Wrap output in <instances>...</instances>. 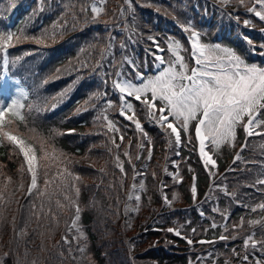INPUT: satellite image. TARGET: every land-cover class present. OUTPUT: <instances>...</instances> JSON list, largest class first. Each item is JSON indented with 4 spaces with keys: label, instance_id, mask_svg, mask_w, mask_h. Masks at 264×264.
I'll return each mask as SVG.
<instances>
[{
    "label": "trees",
    "instance_id": "16d2710c",
    "mask_svg": "<svg viewBox=\"0 0 264 264\" xmlns=\"http://www.w3.org/2000/svg\"><path fill=\"white\" fill-rule=\"evenodd\" d=\"M20 1L12 0V3L17 5ZM94 3L99 6L100 0H94ZM127 3L128 0H106L103 5L105 13L99 19L93 21L91 13L93 0H91V3L90 0H65L63 5L57 10L56 15L48 18L38 28L36 27L38 16L32 9L22 11L20 17H17L14 22L13 32L23 31L29 36H39L46 30L51 33L53 25L57 26V33L63 32L62 36L57 35L55 41H47V46L38 45L31 40L14 44L15 57L21 56L24 65H34L32 67L34 69L49 56L47 66L52 71H56L54 82L60 87L66 86L65 89L64 87L62 89L64 93H69V96H71V92H74L79 102L68 108L69 116L67 119L61 117L60 107L62 100H54L50 95H45L41 99L29 100L26 103V105H33V109L30 111L25 107L24 114L27 127L21 125V132L27 134V130L33 128L39 136L45 138L51 136V144L59 153L64 154L61 159L66 160V163L40 161L42 176L38 181L40 182V187L43 188L44 186V171L47 170L48 178L50 180L55 178L54 183L50 184L48 191L49 193L53 191L57 193L52 197L50 204L47 201V197L43 198L44 208L42 212L40 211L42 199L35 193L26 196L25 187L22 190L19 189L22 176L23 183L26 186L27 173L24 172L22 174L19 171L23 160L18 150L10 144V147L6 144L0 146V162L4 167L0 168V173H2L0 175V186L5 183V178L10 176V171L16 170L13 175L20 179V181L12 179V182L8 185V192H14L15 196L8 207L7 221L0 226V258L4 259V264H15L17 253L23 260L24 252L27 248L29 253L28 261L35 259L37 264H75L69 255L70 245L65 246V241L62 239V234L67 239L70 238V235L64 231L66 230V224L71 222L75 209L58 208L55 203L56 199H59L62 204H67V201L64 200L63 195L59 193L57 188V185L61 182L58 177V170L67 167L74 176L80 177V180L76 182V186L79 188L78 196L74 191H68L67 194L77 201L81 209L78 223L81 225V229H85L87 245L90 254L92 253L93 255V264H151L149 261L144 260L146 256L136 255L140 248L144 252L150 246L158 247L155 253L163 264H226V262L227 264H256L258 260L264 261V254L259 251L256 253H244L245 247L241 242L224 244L215 240L211 243H197V239L200 238L205 240L216 239L224 230L219 220L215 224L216 227H212L211 218L218 217L211 211L203 213L205 220L196 214V209L192 210V214L191 210H186V212L183 211L178 214L173 212L161 215L163 213L162 203H160L156 188L158 181L163 175L161 171L163 164L161 162L162 155L165 152V143L158 136L152 135V158L147 162L145 170L140 171L145 178V191L141 192L143 195L141 206L136 214H129L128 212L125 214L126 207L131 203L128 196L131 191L130 185L134 181L132 177L133 169L139 167L134 148L136 137L131 130L126 133L123 119L119 118L117 114H112L111 121L119 131H109L106 127L107 122L102 119V115L104 114L103 110L107 101L103 99L102 94L109 86V78H107L108 75L103 76L104 72L101 76L100 68L105 61L106 51L108 54H114L115 57L119 56L117 46L121 39L120 35L115 31L120 25L117 22L128 13L130 14L127 9ZM139 3V0H132L133 11L131 14H142L141 22L145 35L151 36L154 30L161 31L165 26V18H162L163 16L161 18L155 16L152 12L145 15L142 10H139ZM163 3L166 5H162ZM168 4L167 0H160L157 5L164 7L165 10L167 9L166 11L170 12L172 6ZM193 5V0H176L175 12L179 16L182 15L181 12L184 15L189 14L191 11L193 12ZM82 7L86 8L87 11L82 13ZM207 8L210 9L208 4ZM201 9L204 11L203 7ZM122 11L123 14H121ZM207 12L211 13L210 10ZM215 14L210 23L212 33L209 38L212 39L214 32L218 31L223 37L222 40L217 41H226L225 32L230 31L233 34L237 27L232 25L231 22V26H229L230 17L225 15L222 18L223 24L219 26L216 21V7ZM235 15L245 16L241 11H238ZM74 16L76 17L75 20L73 19ZM61 25H63L62 28L60 27ZM99 25L102 27L101 31ZM206 26L207 23L204 21L197 25V28L202 31ZM96 28H98L99 36L93 34ZM179 36L176 35V37ZM88 37H91L92 40L84 45ZM110 38L111 45H109ZM114 38L115 42H113ZM234 43L235 41H230L232 46H234ZM241 49L243 50V47ZM241 49L239 51L242 53ZM30 54L35 56L34 60L28 57ZM141 62L143 64L142 60ZM98 64L100 67H97ZM57 69H59V72H57ZM105 84L107 85L104 89ZM53 104H55L54 108L52 107ZM135 104L140 105L138 103ZM134 105L132 110L125 108V113H135V117H141L142 108L134 109ZM36 109H39V111ZM99 119L102 126L97 125V120ZM127 124L129 125V122ZM68 129H73L76 132L83 131V133L66 134L65 131ZM121 136H123V141H121ZM113 139H115V144L120 146L119 148H116L112 143ZM148 145L147 142L143 143L142 147H144V150H142V154ZM122 149L127 151L129 156H122ZM194 151L193 143L182 142L179 148L182 158L177 160H182L185 154L188 166L185 169V164L181 163V181L178 185L170 182V178H167L165 182L162 181V184L166 186V192L170 200L174 204L190 205L192 203L191 185L193 184V176L196 177L195 184L199 197L208 184V177L198 162ZM234 151L235 149L230 146L228 152L224 153V156H220V159H218L219 169L222 170L228 166ZM113 154L119 155L124 162L123 173L115 170L112 164L115 160ZM37 155L38 157L40 156L39 151ZM133 163L135 164L134 168L130 165ZM234 167L238 166L234 165ZM189 168L192 171H189ZM233 175L231 173L225 180H220V182L228 184V191L230 192L237 185L233 183L236 178ZM170 188L176 191L174 194L176 199L174 200L173 194L168 192ZM250 193L253 192L242 189L237 192L240 197L253 199V203L258 200L264 203V192H262L261 198ZM146 197L152 199L153 205L148 206L146 204ZM33 204H35V209L32 208ZM218 205L220 210L224 208L221 202ZM171 207L174 208V206ZM233 208L234 206L230 210ZM34 211L39 215V219H37L36 215H33ZM201 212H203L202 209ZM45 213H49V215L45 216ZM53 215L56 216L58 224L53 221ZM238 215H233L232 220H236ZM246 215L251 217L253 212L249 211ZM13 216L16 218L17 228L24 227L25 223L28 226V235L19 241V244L14 240L12 232L11 219ZM174 218H177L179 222L186 219L189 226L178 228L177 222H173ZM151 225L163 229L177 227L184 239H175L171 236V233L163 234V232L152 231V227H149ZM191 229H195V232H190ZM145 231L146 234L144 233ZM40 233H44L43 237ZM140 233H143L144 236L139 237ZM225 234L227 235V233ZM258 235L260 236L259 233ZM258 235L254 236V239L258 241L264 239V237H259ZM166 237L172 239L171 244L182 247L180 254L171 256L161 250L166 246L172 248L170 243L166 244ZM185 239H191L193 246L189 247ZM125 240H128L131 248L129 249L133 250L132 253L124 249L123 241ZM42 243L43 250H41ZM4 252H8L9 255L3 257ZM245 255L248 256L246 261L243 260ZM138 260H141V263Z\"/></svg>",
    "mask_w": 264,
    "mask_h": 264
},
{
    "label": "snow or ice",
    "instance_id": "6c2138e0",
    "mask_svg": "<svg viewBox=\"0 0 264 264\" xmlns=\"http://www.w3.org/2000/svg\"><path fill=\"white\" fill-rule=\"evenodd\" d=\"M106 0H100V5L95 3L91 5L92 20L95 21L105 13ZM243 4V0H240ZM257 5L259 7H257ZM248 12L254 13L259 20L264 21V0H254L252 6L245 5ZM127 9L132 12V0H128ZM41 10H43L41 8ZM87 9L82 7L81 12H86ZM123 14V11L122 13ZM75 20L76 17L74 16ZM245 25H248L250 21L245 20ZM56 25H53V31L49 33L47 30L41 33L39 36H29L23 31L13 32L4 31L0 32V53H3V65L4 75L8 76V68L10 60L8 57V49L14 44L20 43L25 40H31L38 45L47 46V41H55L57 35H63V32L57 33ZM61 28L63 25L60 26ZM183 30L189 33V39L192 45V57L195 60V67H190L185 62V58L181 55L183 51V45L178 40H171L168 43V51L172 54L174 59H170L167 62V66L159 72V74L151 77L144 78L137 74V79L141 80V83L136 84L128 79H119L121 73L117 72L115 75L117 80L113 81V88L118 90L121 94L119 99L121 102L120 114L125 115L124 109L131 110L133 105L127 103L125 97H134L136 101H140L148 110L147 114L155 120L159 126L168 133L169 136H174L175 143L179 145L181 143V130L184 133L189 131L190 124L193 121L195 123V138L199 142V154L203 161L204 167L207 169L209 165L212 168L217 167V161L213 158L208 150V145H211V150L218 152L222 146H234L237 129L243 128L246 136L251 137L255 135L264 136V131H257V129L264 130V67H258L255 64L246 63L241 55L237 54L233 49L223 47L220 44H206L200 40V34L189 24L188 26L181 25ZM150 40H154L153 37H149ZM251 43V41H249ZM158 46V45H157ZM264 47V45H261ZM156 59L160 64H164L163 57L157 56ZM131 63V61H129ZM97 67H100L98 64ZM59 72V69H57ZM10 86L7 83L0 85V94L7 93ZM64 93H61L59 98L53 97L54 100L62 99ZM27 96L22 91L19 96L13 97L10 100L0 99V146L6 142L18 149L19 154L23 156V163L19 171L30 174V183L27 186V194L32 195L35 193L42 199L40 211H43L44 200L47 197V201L50 204L52 197L56 195V191L49 193L48 188L50 184L54 183L55 178L49 179L47 170L44 171V186L40 187L38 180L41 177V164L40 161H57L59 163H66L65 159H61L64 154L59 153L51 144L52 137L47 138L39 136L35 133V129L30 128L27 130V134L21 132L20 126L26 125V116L24 109L27 107L30 111L33 109V105H26L25 100ZM159 102V106L156 102ZM55 107V104L52 105ZM108 107H112V102H108ZM39 111V109H36ZM135 113L132 116H128L127 119L133 120L138 131H143L139 120H134ZM171 118V120H169ZM102 119L106 121V127L109 131H119L115 128V125L108 119L106 114L102 115ZM123 141V136H121ZM191 142V137H189ZM112 143L116 148L120 146L115 144V139ZM171 144V139L169 140ZM143 145H141L142 147ZM246 147V145H245ZM261 147H264L262 145ZM40 156L38 157L37 152ZM125 156H129L127 151L124 152ZM149 158H151V150H149ZM137 159L139 157L137 156ZM236 160H240L241 156L237 153ZM131 158L129 159L130 162ZM117 167L120 171L124 172L123 162L120 161L119 155L116 156ZM235 162V161H234ZM26 165V168L24 167ZM3 166L0 165V168ZM189 171H192L189 168ZM2 175V173H0ZM155 175V173H153ZM171 175V174H170ZM209 175H214L210 172ZM58 177L61 182L57 185L59 193L63 195L67 204H62L59 199H56L55 203L58 208L75 209L74 216L71 220V228L75 229L80 237H84L83 231L80 229L78 222L80 221V211L77 201L67 194L68 191H74L77 196L79 194V188L76 186V182L80 180V177L74 176L72 172L64 167L62 170H58ZM177 173L174 179L178 178ZM196 177L193 176V184L191 187L192 197L195 200L197 195V187L195 184ZM12 182V178L6 177L5 183L0 186V226L4 225L7 221V211L9 205L13 202L14 192H8V185ZM256 184L264 185V179L258 178L255 181ZM23 176L21 177V183L19 189H24ZM136 185L133 184V193L129 194V200L136 201V207L131 211L139 210V202L141 196L134 194L136 192ZM140 191H145V185L143 182L139 185ZM227 194V190L225 189ZM165 203L171 204V201L165 196ZM176 196L173 195V200ZM18 203V201H17ZM257 207L264 211V203H260ZM35 209V204L32 205ZM217 209H213L216 211ZM129 211L126 207L125 214ZM255 211V208L253 209ZM50 213V210H49ZM45 213V216L49 215ZM33 215H39L34 211ZM203 215V213H201ZM52 219L58 224L56 216L53 215ZM249 225L261 224L264 227V220L261 221H248ZM244 224L243 219L239 225H233V227L242 228ZM12 232L14 234V240L19 244V241L23 240L27 235V223L22 228H17L15 216L11 219ZM216 227L215 224L212 225ZM71 230V229H70ZM227 230V228H225ZM169 232H175L177 236L180 232L176 229L169 228ZM195 232V229H193ZM43 237L44 233H40ZM235 238V237H233ZM65 243H68L66 236L62 237ZM221 240L228 239V237L221 235ZM206 241H200L201 244ZM188 243L192 244L193 241L188 239ZM211 243V242H209ZM244 247L247 249L251 246L253 249L259 244L261 249L264 250V239L256 240L254 235H247L244 238ZM43 250V243L41 245ZM83 252L84 248H80ZM28 249H25L24 258L21 260L19 253L15 260V264H37L35 259L28 261ZM8 252L3 253V257H7ZM248 256L245 255L243 260H247ZM0 264H4V259L0 258ZM227 264V262H226ZM256 264H264V261H256Z\"/></svg>",
    "mask_w": 264,
    "mask_h": 264
},
{
    "label": "rangeland",
    "instance_id": "374dc122",
    "mask_svg": "<svg viewBox=\"0 0 264 264\" xmlns=\"http://www.w3.org/2000/svg\"><path fill=\"white\" fill-rule=\"evenodd\" d=\"M23 92V93H25V91L20 87V85L18 84V83H15V84H13L12 86H11V89L9 90V97H11V98H13V97H17V96H19V94H20V92ZM26 94V93H25ZM0 165H2V163L0 162ZM3 166V165H2ZM4 168V167H3ZM11 172H13V173H15L16 172V170H14V171H11ZM122 247V246H121ZM123 247H124V249L127 251V252H129V242H127V241H123ZM122 247V248H123ZM141 249H139V251H140ZM139 254V253H138ZM138 262H140L141 263V260H138Z\"/></svg>",
    "mask_w": 264,
    "mask_h": 264
}]
</instances>
